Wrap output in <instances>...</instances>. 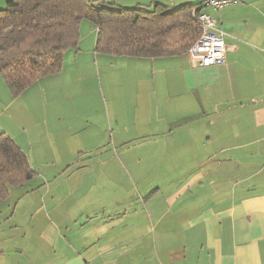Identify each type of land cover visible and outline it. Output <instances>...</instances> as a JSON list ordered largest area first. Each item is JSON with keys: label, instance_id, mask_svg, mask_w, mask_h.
Wrapping results in <instances>:
<instances>
[{"label": "crops", "instance_id": "obj_1", "mask_svg": "<svg viewBox=\"0 0 264 264\" xmlns=\"http://www.w3.org/2000/svg\"><path fill=\"white\" fill-rule=\"evenodd\" d=\"M202 11L225 34L222 64L195 67L187 53H97V29L82 20L78 48L64 51L59 72L16 97L0 76V131L36 172L40 161L57 157L80 176L69 181L67 199H8L21 187L10 188L0 202V264H264V0ZM92 60L96 67L76 69L78 83L67 86L70 65ZM114 65L120 74L111 78ZM96 73V87L107 92L103 118L73 119L71 100ZM94 124L101 136L110 129V142L80 147L85 137L98 139ZM136 141L148 142L144 166L159 176L144 185L141 210L122 214L119 199L130 198L120 197L118 182L130 170L119 157L131 161ZM83 148L102 153L95 171L73 165ZM99 183L114 199L96 197ZM136 188L131 181L130 191Z\"/></svg>", "mask_w": 264, "mask_h": 264}, {"label": "trees", "instance_id": "obj_2", "mask_svg": "<svg viewBox=\"0 0 264 264\" xmlns=\"http://www.w3.org/2000/svg\"><path fill=\"white\" fill-rule=\"evenodd\" d=\"M204 6V0L179 7L154 2L152 10L120 7L115 0H7L0 8V76L16 97L36 79L59 72L64 51L78 47L82 20L97 29V53H187L201 34L197 13ZM35 175L25 152L0 131V202Z\"/></svg>", "mask_w": 264, "mask_h": 264}, {"label": "rangeland", "instance_id": "obj_3", "mask_svg": "<svg viewBox=\"0 0 264 264\" xmlns=\"http://www.w3.org/2000/svg\"><path fill=\"white\" fill-rule=\"evenodd\" d=\"M196 0H115L116 4L120 7L125 8H134L139 7L143 8L145 10H152L154 8V2L162 3L166 6L171 7H179L182 4L192 3ZM78 48V47H77ZM77 48H72L71 50L76 51ZM95 52V50H94ZM97 52V51H96ZM113 56V55H110ZM116 57V56H113ZM86 68L87 70L90 69V67L95 68L96 67V61H87L86 65L79 66L78 62L74 66L70 65V71L71 74L67 77V86L70 85H76L78 81L76 80V77L74 76V71L79 68ZM118 65H114L112 67H109L111 71V78L114 76H117L120 74V71L116 68ZM113 72V73H112ZM102 73V69H101ZM97 78H100V73L95 74V76H86L85 77V85L87 86L86 91L80 92L79 95H74L71 104H75V106H70L69 109V115H74L73 119H76L77 115L81 120L88 119L90 121L91 119H95L96 117H101V111L102 107L104 106L105 97L107 98V92L104 87L102 89L98 86ZM102 83H99V86L103 84L105 86L104 81V73L103 78L101 76ZM104 91V94L102 93ZM74 90H69L68 93H72ZM78 92V91H75ZM105 96V97H104ZM108 101V100H107ZM98 127V126H97ZM102 129H104V126H102ZM92 132H94V138L98 137V139H90L89 137H85L83 140H79L77 143L81 146H87L88 144H100V143H109L110 142V129H108V134L105 133V135L101 136L100 131L98 128H96V125L94 124L93 128L91 129ZM102 138V141L101 139ZM108 141V142H107ZM135 142V141H130ZM137 142V141H136ZM148 142H137L136 148L130 150V159L133 163H135L137 166H139V170L134 172V170L131 168V161L126 162L124 157H119V166L121 168H124L126 170H130L129 172H126V177L119 179V184L121 185L120 188V197L123 198L126 194H129L130 199H119V209L122 214H128L133 213V208H137V199H140V202L144 201L146 198L145 193L147 192L146 187L144 188V185L147 186L148 183H150L153 179V176H159L157 172L150 171L149 166L148 170H146V167L144 166V156L142 155V149L146 147ZM109 145V144H108ZM104 147V146H103ZM83 150H85L83 148ZM103 150V154H104ZM85 156L78 157V155L75 157V163L73 165L80 166V164H88L86 171H95L97 167L100 165L98 164L99 159L101 158L102 153L98 151L97 153H88L85 150ZM76 155V154H75ZM67 156H69V159L71 158L69 153L67 152ZM50 158V157H49ZM47 159L48 162L43 163L42 161L39 162L38 166H35L37 168L38 175L29 182L25 184L24 187L19 188L20 190H12L10 196L8 199H67V186L69 184V181H73L76 179V177L80 176H74L75 171H70V168H67V166H60L58 164L59 159L56 157L55 159L50 158ZM139 159V160H138ZM38 160H41V157H38ZM53 162V163H52ZM55 162V163H54ZM34 166V165H33ZM70 171V172H69ZM69 174L67 175V173ZM73 176V177H71ZM91 176V174H87L86 177ZM57 180V181H56ZM135 181L138 185V189H134L130 191V182ZM60 184V185H59ZM57 186H59V189H57ZM46 189V193H42ZM137 190H140L139 193H137ZM96 191V197L102 199L103 201H106V199H114L115 192L109 188L105 187L101 183L97 184L96 190H93V193ZM55 196V198H54ZM128 202V203H127ZM135 204V205H134ZM142 207V204H141ZM137 211H140V208H137ZM20 210H18L19 212ZM141 215V214H140Z\"/></svg>", "mask_w": 264, "mask_h": 264}, {"label": "built area", "instance_id": "obj_4", "mask_svg": "<svg viewBox=\"0 0 264 264\" xmlns=\"http://www.w3.org/2000/svg\"><path fill=\"white\" fill-rule=\"evenodd\" d=\"M240 1L242 0H204V5L209 6L213 10H219ZM197 18L201 23L202 31L200 36L187 50V55L192 65L202 67L222 64L225 60L226 51L225 34L218 29L216 20L210 13L200 11L197 13Z\"/></svg>", "mask_w": 264, "mask_h": 264}]
</instances>
